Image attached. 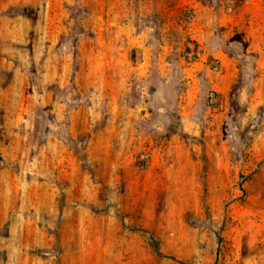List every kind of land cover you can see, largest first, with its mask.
I'll use <instances>...</instances> for the list:
<instances>
[{"label":"rangeland","instance_id":"rangeland-1","mask_svg":"<svg viewBox=\"0 0 264 264\" xmlns=\"http://www.w3.org/2000/svg\"><path fill=\"white\" fill-rule=\"evenodd\" d=\"M0 264H264V0H0Z\"/></svg>","mask_w":264,"mask_h":264},{"label":"trees","instance_id":"trees-1","mask_svg":"<svg viewBox=\"0 0 264 264\" xmlns=\"http://www.w3.org/2000/svg\"><path fill=\"white\" fill-rule=\"evenodd\" d=\"M154 251H155V254H156L157 256H160V254H159V252H158V249H157V248H155V247H154Z\"/></svg>","mask_w":264,"mask_h":264}]
</instances>
